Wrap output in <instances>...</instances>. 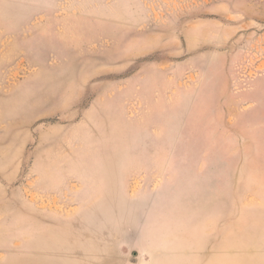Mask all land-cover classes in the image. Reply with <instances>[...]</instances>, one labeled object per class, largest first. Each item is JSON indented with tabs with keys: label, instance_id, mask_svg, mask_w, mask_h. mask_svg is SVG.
<instances>
[{
	"label": "rangeland",
	"instance_id": "1",
	"mask_svg": "<svg viewBox=\"0 0 264 264\" xmlns=\"http://www.w3.org/2000/svg\"><path fill=\"white\" fill-rule=\"evenodd\" d=\"M0 264H264V0H0Z\"/></svg>",
	"mask_w": 264,
	"mask_h": 264
},
{
	"label": "crops",
	"instance_id": "2",
	"mask_svg": "<svg viewBox=\"0 0 264 264\" xmlns=\"http://www.w3.org/2000/svg\"><path fill=\"white\" fill-rule=\"evenodd\" d=\"M106 164H107V163H105V164L102 166V172H103V170H104L105 168H107ZM103 174H104V173H103ZM102 176H103V175H102Z\"/></svg>",
	"mask_w": 264,
	"mask_h": 264
}]
</instances>
